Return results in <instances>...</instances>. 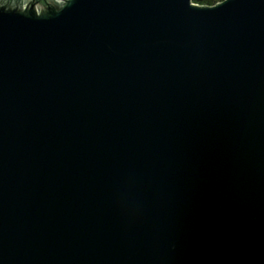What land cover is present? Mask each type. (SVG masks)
<instances>
[{
	"label": "water",
	"instance_id": "water-1",
	"mask_svg": "<svg viewBox=\"0 0 264 264\" xmlns=\"http://www.w3.org/2000/svg\"><path fill=\"white\" fill-rule=\"evenodd\" d=\"M0 264H264V0H0Z\"/></svg>",
	"mask_w": 264,
	"mask_h": 264
},
{
	"label": "trees",
	"instance_id": "trees-1",
	"mask_svg": "<svg viewBox=\"0 0 264 264\" xmlns=\"http://www.w3.org/2000/svg\"><path fill=\"white\" fill-rule=\"evenodd\" d=\"M225 0H192L193 4L200 7H213Z\"/></svg>",
	"mask_w": 264,
	"mask_h": 264
},
{
	"label": "rangeland",
	"instance_id": "rangeland-1",
	"mask_svg": "<svg viewBox=\"0 0 264 264\" xmlns=\"http://www.w3.org/2000/svg\"><path fill=\"white\" fill-rule=\"evenodd\" d=\"M224 2V1H223Z\"/></svg>",
	"mask_w": 264,
	"mask_h": 264
}]
</instances>
